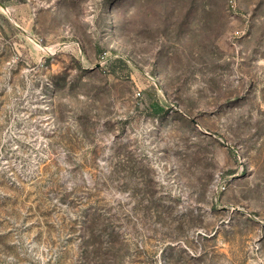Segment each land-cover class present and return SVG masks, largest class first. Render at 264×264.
Masks as SVG:
<instances>
[{
  "label": "rangeland",
  "instance_id": "obj_1",
  "mask_svg": "<svg viewBox=\"0 0 264 264\" xmlns=\"http://www.w3.org/2000/svg\"><path fill=\"white\" fill-rule=\"evenodd\" d=\"M0 264H264V0H0Z\"/></svg>",
  "mask_w": 264,
  "mask_h": 264
}]
</instances>
